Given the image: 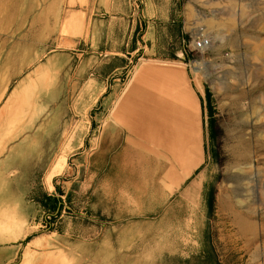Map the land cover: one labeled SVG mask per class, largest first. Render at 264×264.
<instances>
[{
    "label": "rangeland",
    "instance_id": "1",
    "mask_svg": "<svg viewBox=\"0 0 264 264\" xmlns=\"http://www.w3.org/2000/svg\"><path fill=\"white\" fill-rule=\"evenodd\" d=\"M139 64L203 88L193 169ZM43 262L264 264V0H0V264Z\"/></svg>",
    "mask_w": 264,
    "mask_h": 264
},
{
    "label": "bare ground",
    "instance_id": "2",
    "mask_svg": "<svg viewBox=\"0 0 264 264\" xmlns=\"http://www.w3.org/2000/svg\"><path fill=\"white\" fill-rule=\"evenodd\" d=\"M143 72L144 71H142V74ZM143 86H145V84H143ZM155 92L156 93L153 97L156 98L154 108L156 109L155 116H156L157 146L163 150L164 145H167L165 144L166 142L164 138L166 137H164V132L166 133V131H170L172 136L171 137L172 143L169 146V149L172 150L173 154L178 157V155L180 154L179 153L180 147H178L177 144L179 142H182L184 148V159H187L189 162V163L185 162L183 168H185L186 165H189V168L190 166L195 167L196 163H194L195 162L194 160L198 154L196 151V147H198V140H197V132H196L197 130L196 123L194 121V117H193L194 114L191 107L190 108L187 107L188 102L184 101L186 102V104H184V109L180 113L179 109L175 106V101H174L175 96H173V93L170 99V101L172 100V104L171 105L167 104L168 105L167 107L166 101H164L165 97L163 95L162 85ZM143 101L145 102V99H143ZM181 120H183L182 124H180ZM166 123H168L167 127L165 126ZM236 147L234 148V150L231 151L232 154L231 167L238 166L239 164L238 161L247 160V157L243 156L239 148ZM247 166H249V164H247ZM238 222H240L241 226H244V224L240 221V219H238ZM47 263L48 262L46 263L43 262V264H47Z\"/></svg>",
    "mask_w": 264,
    "mask_h": 264
},
{
    "label": "crops",
    "instance_id": "3",
    "mask_svg": "<svg viewBox=\"0 0 264 264\" xmlns=\"http://www.w3.org/2000/svg\"><path fill=\"white\" fill-rule=\"evenodd\" d=\"M145 69V70H144ZM142 71L143 74H142ZM154 70H151V67L148 66L147 64H140L137 69L134 71L133 79L128 83L126 91H130L129 93H133L135 91H140L142 96L141 99H145V102H148L147 99H150V102L155 104L156 98L153 96L155 95V91H157L161 85L163 87V95H164V101H166V105L172 104L171 96L173 93V96H175V106L179 109L180 113L184 109V104L188 102L187 107H191L193 111V117L194 121L196 123V132H197V140H198V130L201 131L203 130V121H202V116L204 114V107H205V93L202 87H197L195 85L194 89L190 91L188 86L183 85L181 82L182 78L177 75L176 71L173 70L165 75L162 74V78H159L156 76V72H153ZM155 74V75H154ZM165 78V79H163ZM145 84V86H143ZM155 90V91H154ZM172 90V91H171ZM149 95V96H148ZM168 107V105H167ZM188 108V109H189ZM181 120V123L182 124ZM143 141H146L145 139ZM147 143H143L145 146ZM130 146L132 144H129ZM166 145H164L163 149H165ZM168 151L171 153V155L174 157L175 155L173 154V151L169 149ZM197 153L199 152V146L196 147ZM198 156V154H197ZM197 158V157H196ZM195 162L196 164H199L200 160L197 158ZM184 162H188L187 159H183ZM189 163V162H188ZM183 168V167H182ZM194 167L189 168V170L193 169ZM183 170H188L186 168H183ZM182 170V171H183ZM185 176V175H183Z\"/></svg>",
    "mask_w": 264,
    "mask_h": 264
},
{
    "label": "built area",
    "instance_id": "4",
    "mask_svg": "<svg viewBox=\"0 0 264 264\" xmlns=\"http://www.w3.org/2000/svg\"><path fill=\"white\" fill-rule=\"evenodd\" d=\"M192 47L197 52L204 51L210 47V40L204 36L195 37L192 41Z\"/></svg>",
    "mask_w": 264,
    "mask_h": 264
},
{
    "label": "trees",
    "instance_id": "5",
    "mask_svg": "<svg viewBox=\"0 0 264 264\" xmlns=\"http://www.w3.org/2000/svg\"><path fill=\"white\" fill-rule=\"evenodd\" d=\"M46 207H49L50 209L55 210L56 204L54 203V200L48 199V203H47Z\"/></svg>",
    "mask_w": 264,
    "mask_h": 264
}]
</instances>
